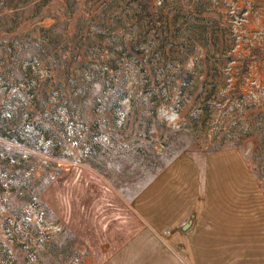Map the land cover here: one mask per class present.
Returning a JSON list of instances; mask_svg holds the SVG:
<instances>
[{
	"label": "rangeland",
	"instance_id": "obj_1",
	"mask_svg": "<svg viewBox=\"0 0 264 264\" xmlns=\"http://www.w3.org/2000/svg\"><path fill=\"white\" fill-rule=\"evenodd\" d=\"M222 154L264 197V0H0V264H99Z\"/></svg>",
	"mask_w": 264,
	"mask_h": 264
},
{
	"label": "crops",
	"instance_id": "obj_2",
	"mask_svg": "<svg viewBox=\"0 0 264 264\" xmlns=\"http://www.w3.org/2000/svg\"><path fill=\"white\" fill-rule=\"evenodd\" d=\"M233 155L168 163L130 202L143 226L99 264H264V197Z\"/></svg>",
	"mask_w": 264,
	"mask_h": 264
},
{
	"label": "built area",
	"instance_id": "obj_3",
	"mask_svg": "<svg viewBox=\"0 0 264 264\" xmlns=\"http://www.w3.org/2000/svg\"><path fill=\"white\" fill-rule=\"evenodd\" d=\"M166 114H167V117H168V120L174 124V125H177L179 126L180 125V117H179V114L177 112H175L174 108L171 107L169 109H166ZM44 229H47V230H51V231H59L61 229V226L59 225H50V226H45Z\"/></svg>",
	"mask_w": 264,
	"mask_h": 264
}]
</instances>
